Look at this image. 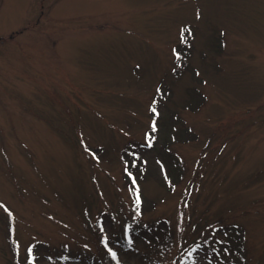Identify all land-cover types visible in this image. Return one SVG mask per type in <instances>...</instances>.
Masks as SVG:
<instances>
[{"label": "rangeland", "instance_id": "obj_1", "mask_svg": "<svg viewBox=\"0 0 264 264\" xmlns=\"http://www.w3.org/2000/svg\"><path fill=\"white\" fill-rule=\"evenodd\" d=\"M219 220L264 264V0H0V264H146L158 221V264H206Z\"/></svg>", "mask_w": 264, "mask_h": 264}, {"label": "trees", "instance_id": "obj_2", "mask_svg": "<svg viewBox=\"0 0 264 264\" xmlns=\"http://www.w3.org/2000/svg\"><path fill=\"white\" fill-rule=\"evenodd\" d=\"M181 47H183L182 44H181ZM178 51H179V56L183 55L185 57L187 55L184 47L179 48ZM168 117H170V115H167V118ZM173 122H174L173 119H170V120L164 119L163 121V126H164L163 141L165 140L169 141V138H171L172 136L179 139L180 137H183L189 133L188 129H183V132H185V134L181 131L179 132V130L177 131L176 129H172L171 124ZM145 144L146 146L147 145L151 146V143L146 142ZM154 149L157 150V148L155 147ZM137 152L135 156L128 157L127 156L128 151L127 152L124 151L123 155L125 156L124 158L126 159V164H127L126 178L128 179L129 183L132 186L137 185L138 187H141L142 182L148 177V175L154 174V169H153L154 163L152 162L151 164L148 162V160L146 159L144 160L141 153L140 152L137 153ZM158 152L160 154L157 159L160 162V164L164 166L163 170L167 176L166 177L167 180L177 183L180 178V174H181L179 172L180 171L179 170L180 167L178 165L179 162L178 161L175 162L174 159L171 157V155L166 151H160L159 149ZM134 157L136 158L134 159ZM134 161L135 163H133ZM129 173H131V175ZM134 180H135V183H133ZM159 180L165 187L167 186L165 184L166 182H164V179H162V177H160ZM138 192L140 195L141 202L139 205H136V202H135V205L143 208V212L147 209L148 210L151 209V207L149 206H151L153 202L149 204L148 201L144 200L143 197L141 196L140 189H138ZM132 193L134 194V196H136V192L134 190ZM168 222L165 223L163 221H158L153 224L150 223L146 228L142 227V229L135 230V233L139 231L145 232L146 244L144 247L146 251H150V252L152 251L154 256H156L155 259H152L153 256H150L149 254H145L142 260L143 262L145 261L146 264H158L156 262L158 255L159 256L163 255L164 252H166L167 250L172 248L174 244H176V241H173L174 231L168 225ZM130 231L131 229L129 227L128 229H126L125 232L122 233V237H124V235L128 236ZM210 231L212 233V238H209L208 242L206 241L207 242L206 244L198 242L196 244V248L194 247L195 248L194 252L198 251L201 257H203V259L205 260L206 264H249L248 252H247V248L244 242L245 240L244 239L245 236L243 235L244 231L240 225L219 220L218 222H215V225L212 226ZM129 238L130 236H128V239ZM108 246L109 248H111L110 245ZM190 246H193V245H191V243L186 244L184 246L181 244L182 248L180 249V252L184 253V251L188 250V247ZM177 249H178V246L176 250ZM178 251L174 254V257L177 255L176 259H179L180 256H183V254L179 256L180 252ZM186 254L188 256H186L185 260H188L187 257L189 258L190 255L189 253H186ZM111 255L109 256L107 255V256L108 258H111L112 260ZM178 262H181L180 264H183L182 262H184V258H182Z\"/></svg>", "mask_w": 264, "mask_h": 264}, {"label": "snow or ice", "instance_id": "obj_3", "mask_svg": "<svg viewBox=\"0 0 264 264\" xmlns=\"http://www.w3.org/2000/svg\"><path fill=\"white\" fill-rule=\"evenodd\" d=\"M153 111H155V109H153ZM152 127H153V129H155V127H156L155 122H153ZM151 142H152L151 139H149V143H151ZM89 151H91V150L89 149ZM129 174L131 175V173H129ZM133 183H135V180L133 181ZM133 190L136 192V196H135L136 205H139L141 201H140V195H139V192H138V188L133 189ZM137 211H139L138 208H137ZM109 252H111L113 257L116 256V252L113 251L111 248H109Z\"/></svg>", "mask_w": 264, "mask_h": 264}]
</instances>
